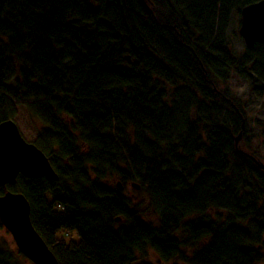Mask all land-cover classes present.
Masks as SVG:
<instances>
[{"label": "trees", "instance_id": "trees-1", "mask_svg": "<svg viewBox=\"0 0 264 264\" xmlns=\"http://www.w3.org/2000/svg\"><path fill=\"white\" fill-rule=\"evenodd\" d=\"M257 1L160 0L151 14L140 0H0V123L27 102L42 122L32 143L60 177L19 175L0 194L27 197L61 264L263 260L262 156L236 145L245 113L215 79H264V42L240 56L227 38L231 13ZM22 255L0 238V264Z\"/></svg>", "mask_w": 264, "mask_h": 264}, {"label": "water", "instance_id": "water-1", "mask_svg": "<svg viewBox=\"0 0 264 264\" xmlns=\"http://www.w3.org/2000/svg\"><path fill=\"white\" fill-rule=\"evenodd\" d=\"M149 13H153L148 0H140ZM240 34L247 48L264 42V0L245 6L241 10ZM73 21H78L75 19ZM242 133L236 139L237 144ZM255 157V156H254ZM264 168V163L260 164ZM19 175L26 178L48 177L59 180L48 156L34 143L28 142L16 121L0 123V186L15 185ZM122 188V184H119ZM31 204L21 192L6 190L0 194V222L13 236L19 250L35 264H61L31 219ZM121 221V217L116 219Z\"/></svg>", "mask_w": 264, "mask_h": 264}, {"label": "rangeland", "instance_id": "rangeland-1", "mask_svg": "<svg viewBox=\"0 0 264 264\" xmlns=\"http://www.w3.org/2000/svg\"><path fill=\"white\" fill-rule=\"evenodd\" d=\"M148 2L153 8H158L160 4V0H158L156 4L154 0H148ZM239 27H241V13L234 10L230 16V23L227 31V38L229 40L228 45L236 54L243 56L248 48L244 38L240 34ZM11 58L16 67V76H19L18 69L21 64L15 57ZM252 72H255L253 74L258 73L257 71ZM215 77L216 81H218L219 87L223 91H228L232 101L239 106L241 111L243 109V112L245 113L243 115L245 120L244 129L240 131L237 138L241 133L242 137L239 144L236 145L243 152H249L253 156L259 154L262 156V160L261 158L259 160L256 156L255 158H257V161L264 163V79L258 78L259 80H257V82H253L252 79L253 77H256V75H252L251 72L248 73L247 70H235L232 73L230 80L228 79L226 82L223 81V78H219L217 74H215ZM29 106L30 105L25 101L18 102L16 104V116L13 120L18 124L22 136L28 142L32 143L38 138L37 129L42 125V122ZM109 183L113 187L122 184L118 178H111ZM7 190L9 189L7 188ZM125 192L130 199L136 202V204L141 205V213H143L146 220L155 225L159 223L158 217L152 213V209H150L148 205L151 198L142 188L141 181H131L127 183ZM257 228L256 221H252L251 224L250 222L241 223V230L247 235V237L251 235L252 230L256 232ZM2 237L7 239L11 247L19 250L12 234L4 228L3 224L0 226V238ZM258 247H260L264 253V245H258ZM22 256L23 259L21 260L23 264H35L25 255ZM150 257L155 264L159 263L158 256L153 253V251L150 252ZM262 259L263 260L259 264H264V258Z\"/></svg>", "mask_w": 264, "mask_h": 264}, {"label": "bare ground", "instance_id": "bare-ground-1", "mask_svg": "<svg viewBox=\"0 0 264 264\" xmlns=\"http://www.w3.org/2000/svg\"><path fill=\"white\" fill-rule=\"evenodd\" d=\"M248 154H250V153H248ZM251 156H253L252 154H251ZM254 157V156H253ZM258 163V165L260 166V164L262 163V162H259V161H257ZM261 167V166H260ZM262 169H263V174H264V168L263 167H261ZM158 261H159V263H160V260H159V258H158Z\"/></svg>", "mask_w": 264, "mask_h": 264}, {"label": "flooded vegetation", "instance_id": "flooded-vegetation-1", "mask_svg": "<svg viewBox=\"0 0 264 264\" xmlns=\"http://www.w3.org/2000/svg\"><path fill=\"white\" fill-rule=\"evenodd\" d=\"M240 13H241V11H240ZM241 24H242V15H241ZM239 28H241V27H239ZM255 47V46H254ZM249 49V48H248Z\"/></svg>", "mask_w": 264, "mask_h": 264}]
</instances>
